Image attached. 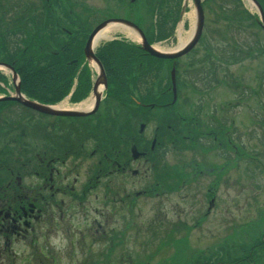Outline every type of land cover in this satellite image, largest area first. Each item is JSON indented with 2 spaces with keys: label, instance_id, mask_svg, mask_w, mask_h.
I'll list each match as a JSON object with an SVG mask.
<instances>
[{
  "label": "rangeland",
  "instance_id": "1",
  "mask_svg": "<svg viewBox=\"0 0 264 264\" xmlns=\"http://www.w3.org/2000/svg\"><path fill=\"white\" fill-rule=\"evenodd\" d=\"M183 1L181 20L173 35L151 43L155 48L171 51L178 44L180 26L183 37L195 29L193 1ZM164 2L171 9L178 7L176 0ZM59 3L70 14L87 16L89 24L110 18L126 20L127 16L143 30L155 20L144 0ZM12 4L13 0H0V7L8 11L1 27H14L11 20L18 12L9 8ZM221 6L239 13L246 10L249 17L258 13L244 0L240 4L235 0H202L205 29L201 45L187 57L186 53L172 60L173 64L163 60L166 63L157 75V68L148 62H135L145 78L153 81L148 94L123 93L117 101L109 97L107 86L99 105L102 119L77 123L35 116L26 123L19 116L20 109L8 106L3 111L16 119L19 127L5 126L0 131V162L10 161L6 162L14 167L12 175L23 171L22 162L29 163L26 171L32 183L46 171V162L55 160L52 166L60 171L62 193L52 202L56 211H61L62 220L60 231L47 246L41 247L42 242L38 248L18 246L19 255L13 259L4 256L0 264H233L237 258L247 261L244 264H264V252L254 251L248 256L252 242L264 236V46L258 57L246 59L244 54L251 41L264 44V31L258 25L260 19L255 23L240 14L232 21V16L220 14ZM55 14L62 23L63 14ZM60 36L58 39L63 40ZM109 36L140 45L138 35L127 29L110 32ZM223 47V53L237 47L236 60L230 57V62L225 57L222 63L228 66L222 65L217 83L202 89L196 76L218 64L214 58ZM87 70L92 86L98 71L92 62ZM180 83L186 85L184 89ZM6 94H14L12 74L0 68V96ZM70 96L51 106L81 109L90 104L93 95L90 92L75 104ZM159 97L164 103L159 104ZM119 104L125 115L124 111L119 115ZM173 114V119H182L176 133L165 124ZM59 132V148L71 147L72 153L61 154L48 141ZM82 138L88 139L84 141L86 153L78 149ZM142 144L149 147L145 154L140 152ZM107 164H124L123 178L119 180L114 173L107 180V189L98 184L83 194V186L86 189L87 181L102 175L101 169ZM251 222L255 231L242 232ZM236 230L240 232L235 234ZM238 245L244 246L240 247L243 255Z\"/></svg>",
  "mask_w": 264,
  "mask_h": 264
},
{
  "label": "trees",
  "instance_id": "2",
  "mask_svg": "<svg viewBox=\"0 0 264 264\" xmlns=\"http://www.w3.org/2000/svg\"><path fill=\"white\" fill-rule=\"evenodd\" d=\"M235 1L236 4L241 3L240 0ZM258 1L264 11V0ZM50 2L51 4L46 0H13L9 8L13 13L18 12V14L11 20L14 27L10 29L1 27L8 11L0 7L3 15L0 18V62L10 64L14 68L20 80L21 92L28 99L44 105H53L71 94L70 102H79L91 89L89 70L84 64L83 47L88 34L98 23L89 24L87 16H78V13L74 14V12L70 14L69 10L62 8L59 0H50ZM176 2L178 7L171 9V5H164V0H144L147 10L155 17L154 23L142 30L148 43L167 40L173 35L182 0ZM219 10H221L220 14L232 16L230 18L232 21L234 16L240 14L249 17L246 10L239 13L234 8L230 10L222 6ZM57 11L63 14L62 23L55 16ZM226 11L229 12L225 13ZM60 35L63 40L58 39L61 38ZM248 53L249 51L246 50L244 54ZM96 57L107 76L109 97L115 100L123 93L142 96L147 93L149 85L153 84L152 80L145 78L142 69L135 67V62L141 64L148 62V66L157 68L156 75L160 73V66L166 63L146 55L136 45L117 40L99 47ZM75 80L78 82L73 90ZM157 95L161 96V93ZM159 99V104L164 103L162 97ZM6 104L13 103L0 102V109ZM118 108L119 115L122 116L123 105L119 104ZM22 111L25 114L31 113L25 108ZM101 112L102 108L84 119L88 118L93 122L102 119ZM113 114L114 112L111 115L114 116ZM57 120L73 122V119L57 118ZM119 120L117 117V121ZM113 124L119 126L117 122Z\"/></svg>",
  "mask_w": 264,
  "mask_h": 264
},
{
  "label": "flooded vegetation",
  "instance_id": "3",
  "mask_svg": "<svg viewBox=\"0 0 264 264\" xmlns=\"http://www.w3.org/2000/svg\"><path fill=\"white\" fill-rule=\"evenodd\" d=\"M249 18L251 22L256 23L258 21L257 15L256 16L250 15ZM253 37L254 36H252V34H248L249 40H253L252 39ZM200 42L198 45H201ZM251 42L253 44L250 45V49L248 50L249 53L247 54L246 59L248 58L252 59L258 57L257 53H259L264 46L262 42H257V43L255 41H251ZM232 45H234V42H232ZM223 49L224 47L220 49V51H217L218 56L214 58V60H216L217 62L219 61L218 64L214 65L213 68L205 69L204 75H202V72L200 71L198 73V77L196 76V78L199 79L198 84L202 87V89L203 87H209V84L217 83V76L219 74V71L222 70L221 68L222 65L228 66L222 63L225 57L229 58L230 62H231V58L236 60L235 51L237 50V47H235V50L231 48L230 52L229 50L226 49V53H223ZM253 49L256 50V52L253 51ZM189 53L190 52H188L186 56L185 55L184 56L187 57ZM1 63L7 66H11L10 64H7L5 62H1ZM170 63L173 64V61L170 60ZM234 64H236V62ZM189 75L190 74L186 76L189 77ZM12 83H13L14 94L13 95L6 94V96H0V98H11L15 95L17 84H15L13 79H12ZM180 85H181L180 87L183 89L186 86L184 83H180ZM19 88L21 91V84ZM9 102L13 104H6L4 105V107L0 109V131L4 130L5 126L8 127L10 125H13L15 127H19V124L17 123L16 119L3 114V111L5 109L7 110L8 106L11 107L13 106L20 109L21 111L19 116L21 119H24L26 123L31 122V119L34 118L35 116H38L40 118L57 120V118L40 115L35 112L25 114V112L22 111L24 107L20 106L16 102L13 101H9ZM98 110H99V106L97 108V111ZM172 117H174V114L170 116L168 121H165V124L167 126V129L176 133L178 132V126L180 125L182 119H173ZM89 120L90 119L88 118L87 119L73 118V121L77 123H86ZM61 134H62L61 132L57 133L55 137L49 138L48 141L51 140L52 145L55 148H58L59 151H62L61 154H65V152L72 153L73 148L71 149V147H69V150H67L66 147L59 148L60 146L57 141L59 138L57 137L61 136ZM87 140H88L87 138H82L79 141L78 149L81 151V153L87 152L85 148L86 144L84 143V141ZM62 145L63 144H61V146ZM139 146H140L139 147L140 152H142L143 154L148 152L149 147L147 146V144H142ZM6 161L10 162L8 160L0 162V259H2V257L4 256L7 257L8 259H13V257H17V255H19L17 253L18 246H23L27 244V246L38 248L40 242H42L41 247L47 246L49 239L52 236H54L58 231H60L59 227H60V222L62 220L61 211H56V207L54 206V203L56 202L55 197L57 195H61L62 193V189H61L62 177H60V171L52 166L53 164H56L55 160L47 161L44 166V169L46 168V171L44 173L42 172V176L38 177L39 179L33 181L32 183L29 181V177H28L29 172L26 171V166L29 163L22 162L20 167L21 170L23 171H21L20 174L18 173L12 175L11 170L14 167L13 165H8ZM124 170H125L124 164L121 165L118 164L117 166L113 164L105 165L101 169L102 175L91 178L90 180L93 183L91 181L89 182L87 181L86 183L87 188L85 189V185H84L82 188V193L85 194L90 192V189H94V187L97 188L98 184H101L100 187H102V190L107 189L109 183V181L107 180L113 178L112 174L115 173L116 176L114 175V177L120 180L121 178H123V175L121 173ZM120 188L123 190L121 185ZM68 194L70 197H73V186L70 188V192H68ZM104 199L106 202H108V198H104ZM253 227L254 224H252L251 222V223H247L244 226V228L241 229L242 232H244V230H246L247 232H251V231H255V229H252ZM234 232L235 234H237L240 232V230H236ZM261 232L262 231L256 234V236L258 235L257 237H259ZM258 241H263V243H259ZM238 246H239L238 251H240L243 255L245 251L240 247H244V246L242 245H238ZM263 247H264V236L258 240H255L254 243L252 242V246L250 247L248 256H252V253L254 251H256L258 254L263 253L264 252ZM235 250L237 249L235 248ZM245 262L247 261L237 258V260L234 261L233 264H244ZM214 264H220V263L215 262Z\"/></svg>",
  "mask_w": 264,
  "mask_h": 264
},
{
  "label": "water",
  "instance_id": "4",
  "mask_svg": "<svg viewBox=\"0 0 264 264\" xmlns=\"http://www.w3.org/2000/svg\"><path fill=\"white\" fill-rule=\"evenodd\" d=\"M192 1L194 4V9H195V29L193 31L192 36L188 39V41L183 46L177 47L172 51L165 52V51H159L155 49L154 47H152L151 45L147 43L142 32L134 24L128 21H125V20H120V19L119 20L118 19L107 20L101 23L100 25H98L91 32V34L89 35L86 41L84 51H83L86 61H89V62L92 61L96 65L97 69L99 70L98 79L95 81L93 88H92V95L94 96V105L91 110L89 111L61 110L56 107L40 105L38 103L29 101L25 99L24 97H22L20 94L19 87H17L15 90L16 96L13 98H8V100L17 101L18 103L22 104L23 106L29 109H32L36 112L50 115V116L73 118V117L86 116V115H90L94 113L100 103L102 90L106 89V86H107L106 78H105L102 66L97 60V58L95 57L94 52H93V45H94L96 36L108 26H118V27L126 28L127 30L138 35V37L140 38V48L142 51H144L148 55L154 58L164 59V60L180 58L186 53H188L197 44L201 36L202 30H203L204 15H203V10H202V0H192ZM244 1L252 2L256 6L259 12V15H260V19H261V27L264 29V15L259 5L255 2V0H244ZM184 5L185 3L183 4V7ZM5 67L11 70V68H9L8 66H5ZM12 73L15 78V73L13 71ZM172 83L174 86L173 78H172Z\"/></svg>",
  "mask_w": 264,
  "mask_h": 264
},
{
  "label": "bare ground",
  "instance_id": "5",
  "mask_svg": "<svg viewBox=\"0 0 264 264\" xmlns=\"http://www.w3.org/2000/svg\"><path fill=\"white\" fill-rule=\"evenodd\" d=\"M118 29H120L118 26H108L107 28H105L104 30H102L96 36L95 41H94V45H96L100 40L110 38L111 36H109V33L110 32H113V31H116ZM192 32L188 36L183 37L182 36V29H181V26H180L179 27V31H178V44H177V47L183 46L185 44V42H187V40L192 36V34H193ZM96 69H97V67H96ZM92 102L90 104H85V106H84L85 110H89L91 108Z\"/></svg>",
  "mask_w": 264,
  "mask_h": 264
}]
</instances>
